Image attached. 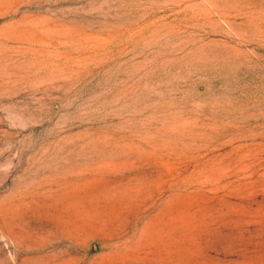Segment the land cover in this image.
Here are the masks:
<instances>
[{"label":"rangeland","instance_id":"rangeland-1","mask_svg":"<svg viewBox=\"0 0 264 264\" xmlns=\"http://www.w3.org/2000/svg\"><path fill=\"white\" fill-rule=\"evenodd\" d=\"M0 264H264V0H0Z\"/></svg>","mask_w":264,"mask_h":264}]
</instances>
